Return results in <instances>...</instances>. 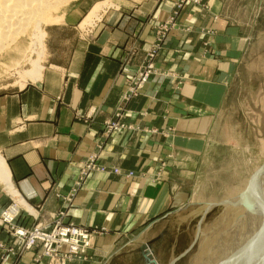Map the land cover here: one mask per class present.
I'll return each mask as SVG.
<instances>
[{
    "label": "crops",
    "instance_id": "0c3cea01",
    "mask_svg": "<svg viewBox=\"0 0 264 264\" xmlns=\"http://www.w3.org/2000/svg\"><path fill=\"white\" fill-rule=\"evenodd\" d=\"M89 1L74 4L66 19L45 29L46 53L37 50L35 42L24 46L25 53L36 57L25 59L33 73L20 74L21 88L0 93V157L14 190L27 207L39 212L42 222H50L49 214L60 208L55 193L65 194L78 179L103 122L122 103L126 81L144 60L152 29L174 4L140 0L129 13L105 14L95 35L82 37L72 33L81 16L68 19L75 12L86 13ZM202 3L211 13H181L178 28L157 58V74L124 106L125 120L138 130L117 132L105 140L100 163L107 173L87 176L75 194L65 222L105 232L94 237L85 262L70 264H149L143 244L167 233L163 219L196 195L199 164L206 162L211 149L207 136L226 88L230 61L223 55L232 50L228 40L238 39L224 20L212 19L223 0ZM209 29H214L210 35L205 33ZM43 60L46 65L40 71ZM91 110V120L75 117L76 112L85 116ZM112 167L122 174H111ZM129 171L134 176L126 178ZM7 195L0 186V208L10 202ZM9 239L0 228V244ZM170 251L176 255V243ZM152 252L160 261L161 252ZM33 256L28 252L15 264H30Z\"/></svg>",
    "mask_w": 264,
    "mask_h": 264
},
{
    "label": "rangeland",
    "instance_id": "374dc122",
    "mask_svg": "<svg viewBox=\"0 0 264 264\" xmlns=\"http://www.w3.org/2000/svg\"><path fill=\"white\" fill-rule=\"evenodd\" d=\"M79 1L82 0H75L65 7L52 11L53 13L51 12L47 19L39 23L40 33L31 36L30 29L34 30V25H31L30 29H26L23 35L16 38L15 42L19 45L14 44L0 52V93L21 88L20 74L34 71L25 59L36 58L34 54L25 53L24 46L28 48L30 41L35 42L37 50L43 48V52L46 53L45 29L51 25L60 24L63 19H66L68 11ZM139 1L90 0L89 9L92 8L93 3H99L100 20L95 21L92 26L75 25L72 33L91 37L95 35L97 25L103 20L105 14L114 13L115 10H119L120 14L129 13L143 0ZM173 2L167 18L152 29L153 41L149 44L144 60L135 75L126 81L122 103L114 110L111 117L103 122L99 141L82 162L78 179L65 194L55 193V199L60 203V208L56 213L49 214L51 221L42 222L36 209L30 207L34 212L36 211L34 216L23 208L17 207L14 199L7 195L10 202L0 208V213L13 205L17 207L13 227L28 230L40 227L51 231L59 223L61 226L84 228L65 222L67 210L71 207L75 194L82 187L83 180L87 176L107 173V171L102 172V169L106 170V165L100 163V153L104 148L105 140L117 132L138 130L136 125L125 120L124 106L141 95L151 78L157 74V58L166 47L171 31L178 28L181 13L195 9L205 14L209 12V6L202 3V0H174ZM88 11L75 12L68 20H74L77 16H81L82 19ZM218 11L219 16L213 15L212 19L224 20L226 22L224 26L234 29V37L238 38L225 39L228 40L227 46L232 50H226L223 55L225 61H230L224 78L226 88L223 103L219 114L213 120L211 132H208L211 149L209 148L206 162L203 163L204 160H202L199 164L198 179L195 180L194 186L197 190L196 195L182 210L163 219L168 231L159 236L153 242L154 244L152 243V249L157 250V253L161 252L160 261L152 252L151 243L143 244V246H149L155 264H199V262L200 264H264V0H223L222 6H218ZM213 31L214 29H209L205 33L210 35ZM45 65L43 60L39 64L40 71L44 70ZM140 81L144 82L143 87L136 88L132 95L130 88L137 86ZM94 114V110L85 116L76 112L75 117L88 121ZM89 158L96 166V169L90 172L82 169ZM84 172H86L85 177L82 176ZM110 173L122 174L121 170L115 167H112ZM124 175L130 178L134 176V172L129 171ZM67 196H70V200L66 198ZM257 204L262 209L258 212L259 217L256 220ZM0 228L10 237L9 240L0 244V264H15L28 252H34L30 264L85 262L94 237L105 232L104 228L92 230L85 228L91 234L90 247L81 258L66 259L67 253L64 254V250L53 246L50 251H45L41 242V245L36 243L37 245L35 244L32 249H24V253L20 254L16 250L24 246L11 235L13 230L10 225L0 224ZM175 234H177L176 241H174ZM164 236L166 239L158 245V241L160 242ZM174 243H176L177 252L176 255L174 253L171 255L170 250ZM242 246H246L247 250L243 251ZM67 250L68 247H65L66 252ZM143 254L149 264H154L149 257L145 256L144 251Z\"/></svg>",
    "mask_w": 264,
    "mask_h": 264
},
{
    "label": "bare ground",
    "instance_id": "6f19581e",
    "mask_svg": "<svg viewBox=\"0 0 264 264\" xmlns=\"http://www.w3.org/2000/svg\"><path fill=\"white\" fill-rule=\"evenodd\" d=\"M73 1L75 0H0V52L2 50H5L9 46H14V44H16L15 42L16 38L19 35H23L26 29H30L31 25L32 26L34 25L33 26L34 30L30 29L31 36H33L36 33L37 34L40 33L39 23L42 20L47 19L52 11L57 10L58 8L61 7H65L70 2ZM99 6H100L99 3H95L92 6V8L88 11V13L81 19L80 26L83 27L92 26L94 25L93 23L95 21H98L100 19L99 10H98ZM34 53H36L38 56L41 54L39 51L36 52L34 51ZM28 62L31 64L30 61ZM0 185L3 187V190H5L6 193L9 196H11L12 199H14V204L17 207L23 208L32 215L35 214V212L32 210L33 208L31 207L32 209H30L29 207H27L23 202V200L20 198V196L14 190L5 162L1 157H0ZM258 204L256 209V217H255L256 220L259 217L258 212H261L262 209L258 207ZM17 207H14L13 205L12 207H10L8 211L2 210L0 215L11 214L13 211H16ZM1 223L2 220H0V224ZM242 247L241 248L243 251L247 250L246 246H242ZM142 249L146 253L145 256L149 257V260H151V262L155 264V262L152 260V255L149 251V246L145 245L143 246ZM16 251H19L20 254H23L24 248L19 247Z\"/></svg>",
    "mask_w": 264,
    "mask_h": 264
},
{
    "label": "built area",
    "instance_id": "2783aa9c",
    "mask_svg": "<svg viewBox=\"0 0 264 264\" xmlns=\"http://www.w3.org/2000/svg\"><path fill=\"white\" fill-rule=\"evenodd\" d=\"M144 77H142V79ZM143 83L144 82L140 81L137 86H133L132 88H130L131 94L133 95L137 89L143 87ZM86 164L84 168H82L84 171L90 172L96 169V166H94V163L91 158H89ZM105 171V169H102V172ZM82 176L85 177L86 172H84ZM66 198L70 200V196H67ZM16 214L17 209L11 214L0 215V220H2L1 225H10L11 229L13 230V233L11 235L15 237L19 242H21V244H23L24 246V249L26 250L32 249L36 243L40 244L41 242L42 246L44 247L43 250L45 251H50L54 246L55 248H61V250H64V254L67 253L66 259H78L81 258L85 254L87 249L90 247L91 234L85 228L61 226L59 225V223H57V227L55 226V229L51 231H47V228L43 229L40 227L34 230H32V228L28 230L22 227H13L12 225L15 224ZM65 247H68L67 252L65 251Z\"/></svg>",
    "mask_w": 264,
    "mask_h": 264
}]
</instances>
